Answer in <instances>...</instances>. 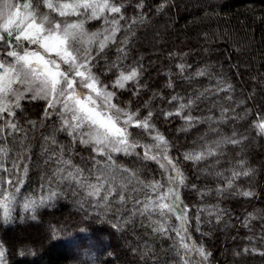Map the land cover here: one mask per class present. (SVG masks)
Segmentation results:
<instances>
[{
  "label": "trees",
  "instance_id": "1",
  "mask_svg": "<svg viewBox=\"0 0 264 264\" xmlns=\"http://www.w3.org/2000/svg\"><path fill=\"white\" fill-rule=\"evenodd\" d=\"M118 2L125 4L126 18L132 19L138 13L145 18L130 28L125 21L120 22L117 43L99 58L93 71L102 85L115 92L113 102L119 108L138 112L140 119L149 110L153 113L151 123L165 137L167 154L179 161L178 167L186 177L188 186L181 189V196L190 217L189 243L203 246L210 253L204 264H264V135L252 126L264 116V0H167L159 11L157 8L164 0H144L143 9L136 7L139 0ZM121 41H126L121 45L124 52L118 53L116 48ZM113 63L117 67L110 72ZM181 64L185 65L183 71L178 67ZM133 68L138 71L136 80L127 82L123 89L112 87L120 72ZM198 72L205 75H196ZM173 96L178 99L170 103ZM188 98L196 102L184 109L181 116L195 117L191 125L181 116L165 119L166 113H175ZM45 107L44 101L25 100L16 110V120L31 146L29 173L21 188L25 196H38L40 184L55 166L45 163L48 153L42 148L43 137L59 129L61 121L58 116L43 120ZM28 121H35L36 128ZM129 131L131 140L142 145L155 135L138 128L130 127ZM233 133L241 141L239 144L227 142ZM55 136L60 145L70 147L64 158L83 169L89 183H97V168L105 171V189L109 184L115 189L109 198L112 208L106 212L93 208L98 197H88L87 191L78 186L62 184L63 194L50 205L38 208L35 220L31 219L33 213L20 218V208L14 210L11 223L0 218L5 264H26L31 257L38 261L33 264H71L79 246L54 253L53 240L60 242L67 235L81 232L96 242H104L105 264H180L176 233L164 234L153 229L161 223L167 229L180 228L181 221L174 215L161 218L136 212L146 197L155 198L151 188L144 184H167L160 164L143 159L144 148L140 147L135 149L138 155L112 153L115 164L120 166L115 168L111 166L113 161L97 155L93 147L74 144L66 132L56 131ZM208 149L215 155H206L199 162L184 160L186 153ZM96 160L101 163L93 167ZM241 160L253 170L252 174L240 177L231 189L218 193V188H226L232 171L239 170ZM164 164L169 170L166 161ZM123 168L129 171L124 173ZM193 184L207 195L201 196L191 187ZM105 189L101 190L102 195ZM238 190H250L254 196L236 195ZM119 192L127 199L123 206L117 204ZM136 200L142 203L137 205ZM112 224L119 226L113 228ZM196 256L199 255L194 253L193 257Z\"/></svg>",
  "mask_w": 264,
  "mask_h": 264
},
{
  "label": "snow or ice",
  "instance_id": "2",
  "mask_svg": "<svg viewBox=\"0 0 264 264\" xmlns=\"http://www.w3.org/2000/svg\"><path fill=\"white\" fill-rule=\"evenodd\" d=\"M166 3L167 0H164L157 10L163 9ZM41 7L47 9V12L42 14ZM136 7L143 9L144 0H139ZM125 11V4L118 0H18V2L0 0V218L7 222L11 218L14 206L22 200L23 209L33 213L31 219L35 220L37 217L34 213L38 208L50 205L51 201L63 194L62 184L78 186L87 191L88 197H98L93 208H100L104 212L112 208V201L109 198L115 189L111 184L105 189L104 181L108 179V175L103 169L97 168V174H95L97 183H89L84 176V170L76 167L70 158H64V153L69 151L70 147L66 149L59 144L55 136L56 131L66 132L74 144H94L93 151L113 161L111 166L115 168L120 166L115 164L112 153L123 152L126 156L138 155L135 149L143 147V159L155 160L161 168H166L163 163L166 161L170 169L167 184L161 181L144 184L140 181L145 188H151L155 198L146 197L143 206L138 207L136 212L140 215L156 214L161 218L174 215L181 221L180 228L167 229L161 223L153 230L164 234L169 231L176 233L180 264H193L191 255L193 253L202 258L201 264H203L210 253H207L203 246L189 243L191 235L188 232L187 223L190 217L187 215L188 206L184 204L181 196V189L188 186L186 177L178 167L179 161H174L167 154L165 137L156 131L151 123L153 113L149 110L147 115L140 119L138 112L124 111L119 108L112 103L115 92L108 91L107 86L102 85L93 71L99 58L107 55L106 49L109 44L117 43L116 33L122 28L120 22L125 21L130 28L131 25L143 22L145 18L143 13H138L134 18L128 19L124 15ZM68 16L77 17V21L65 23L63 20L56 19V17ZM98 19H103L106 24L111 25V28L105 30L103 39H99L101 33H92L89 37V43L93 40L99 41L98 48L84 47L83 38L89 35L84 31V23L86 20ZM124 43L126 41H121L117 45L118 53L124 52L121 46ZM77 44L80 46L77 47ZM116 67L117 65L113 63L108 70L111 72ZM178 67L183 71L185 65L181 64ZM196 75L203 76L205 73L198 72ZM137 77L138 71L135 68L126 73L120 72L113 81L112 87L123 89L127 82L134 81ZM227 87L230 88L231 85ZM80 89L88 91L84 93ZM29 93H32L30 97L27 95ZM27 98L47 101L43 120L58 116L61 121L59 129H54L52 135L43 137L45 144L42 148L48 153L45 163L55 166L51 169V175L40 184L38 196L35 193L25 196L21 191L29 173L28 161L32 157L29 155L31 146L27 143V135L16 120V110L21 108L20 101ZM177 99L173 96L170 103ZM195 102L193 98H188L185 103L178 105L175 113H166L165 119L173 115L181 116L183 110L191 108ZM121 116L124 117L122 123ZM181 118L189 125L196 119L191 115H183ZM28 123L32 128L37 126L35 121H28ZM252 126L257 129L258 134L264 135V116H260ZM130 127L142 129L149 134L155 132L152 139L156 143L148 146L133 142ZM18 134H22V138H18ZM235 135L233 133V138L227 142L239 144L241 141L235 139ZM206 155L214 156L215 152L208 149L199 153H186L184 160L199 162L205 159ZM92 158L95 160V157ZM100 163L101 161L96 160L93 167ZM238 164L239 170L232 171L226 188H218V193L231 189L240 177H248L252 174L253 170L247 168L243 160ZM122 171L127 173L129 170L123 168ZM89 174L92 175V173ZM191 187L200 192L195 184ZM102 189H105L103 195ZM73 194L75 195V191ZM117 194L119 195L117 204L121 206L126 204V196L122 192ZM235 194L246 198L254 196L250 190H238ZM200 195H207V192H200ZM141 203L140 200L135 201L137 205ZM116 211L120 209L117 208ZM196 222L199 225V215L196 216ZM118 226V224H112L113 228ZM52 231L55 235L56 229L53 228ZM197 231H199L198 227ZM180 250L183 254H180ZM261 254L264 255V253ZM0 264H5L3 243H0Z\"/></svg>",
  "mask_w": 264,
  "mask_h": 264
},
{
  "label": "rangeland",
  "instance_id": "3",
  "mask_svg": "<svg viewBox=\"0 0 264 264\" xmlns=\"http://www.w3.org/2000/svg\"><path fill=\"white\" fill-rule=\"evenodd\" d=\"M13 2H18V1L17 0H13ZM40 11L43 14V13L47 12V9H40ZM53 15H55V14H53ZM56 19L57 20H63L65 23H72V22H76L77 21V17H75V16H68V17H64V18L56 17ZM81 19H83V18L81 17ZM87 24H88V26H87ZM110 28H111V25L110 24H106L103 19L86 20L85 23H84V31L86 33H88L89 35L85 36L83 38L84 47H89V48H92V49L98 48L99 41L98 40H93V41H91V43H89V37L91 36L92 33H101V36L99 37V39H103V35L106 34L105 30L106 29H110ZM116 37H117V33H116ZM111 45L112 44L110 43L109 47ZM79 46L80 45L77 44V47H79ZM64 67L66 68L67 66H64ZM117 89H120V88H117ZM107 90L110 91V88L107 87ZM80 91H82L84 93H87L88 90L87 89H80ZM27 95L30 97L32 95V93H29ZM25 100H33V99L27 98V99L21 100L20 103L22 101H25ZM35 100L44 101L46 103V106H47V101L46 100H44V99H35ZM113 100H114V98L112 99V103H114ZM123 119H124V117L121 116V123L123 122ZM152 136L153 135L149 136V138H147V140L143 139V140H145V143L147 142L146 144L144 143L145 145L153 146L156 143L152 139ZM86 146H88V145H86ZM89 146L90 147H94L95 145L94 144H90ZM140 153H141L140 155H142L143 152H140ZM113 154H115V153H113ZM118 154H120V153H118ZM121 154H124V153L121 152ZM164 162L165 161H163V163ZM163 170L166 172V175H167V178H168L169 170L168 169L166 170L165 168H163ZM22 205H23V201L21 200L20 203H18V204H16L14 206L13 212H14L15 209L20 208V210H21L20 212H22L21 214H23V215H20V218L26 217L28 215L31 216L32 213L26 212L23 209ZM13 212H12L11 218L7 222H5L1 218L2 221H4V223H11L13 221ZM53 241L55 243V244H53L54 247H55V249H53L54 253L57 252L58 250L64 251V249H67V248L69 249L71 246H73V247H75L76 245L79 246V249L77 250L78 253H76L74 255V257L71 258L73 260L71 264H105V256H104L105 246H104V242H96V241L90 239L89 235L87 233L81 232V233H78V234H74L72 236L71 235H67V236L63 237L62 241H60V242H57V239L56 240L54 239ZM193 254H191L192 258H193V264H201V260L199 259V256H196V258H194ZM36 261L37 260H35L33 257H31L30 259H27V261H25V263L26 264H33V262H36ZM203 264H204V262H203Z\"/></svg>",
  "mask_w": 264,
  "mask_h": 264
}]
</instances>
